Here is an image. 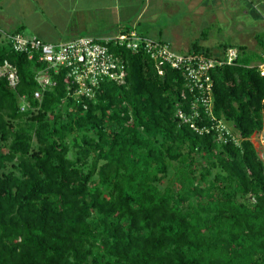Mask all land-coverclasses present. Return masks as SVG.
I'll return each mask as SVG.
<instances>
[{
	"label": "trees",
	"instance_id": "1",
	"mask_svg": "<svg viewBox=\"0 0 264 264\" xmlns=\"http://www.w3.org/2000/svg\"><path fill=\"white\" fill-rule=\"evenodd\" d=\"M15 32L0 29V65L19 77L13 90L0 76V264H264V160L250 139L264 128L263 38L212 71L213 112L242 137L219 146L179 120L181 73L142 52L116 50L125 81L86 108L62 72L38 102V65L12 50Z\"/></svg>",
	"mask_w": 264,
	"mask_h": 264
},
{
	"label": "built area",
	"instance_id": "2",
	"mask_svg": "<svg viewBox=\"0 0 264 264\" xmlns=\"http://www.w3.org/2000/svg\"><path fill=\"white\" fill-rule=\"evenodd\" d=\"M5 36L13 51L23 53L38 65L34 75L36 89L32 94L38 102L48 89L55 86L53 76L62 72L67 80V97L86 108L85 101L92 100L103 83L125 81L127 64L116 50L142 52L158 67L166 65L181 73L189 97L188 110L177 111L181 123L190 125L199 133H211L219 146L228 143L239 146L242 141L235 125L213 112L212 71L235 63L239 55L237 47L229 46L213 55L181 54L169 43L141 35L133 29L109 38L79 36L56 44L20 32ZM257 66L264 72V54ZM159 74L162 75L163 70H159ZM0 76L6 78L10 89L16 88L19 77L14 64L4 61L0 65ZM26 100L25 95L19 96L20 111H25ZM259 133L262 135L260 142L264 145V128ZM259 157H264V153Z\"/></svg>",
	"mask_w": 264,
	"mask_h": 264
},
{
	"label": "crops",
	"instance_id": "3",
	"mask_svg": "<svg viewBox=\"0 0 264 264\" xmlns=\"http://www.w3.org/2000/svg\"><path fill=\"white\" fill-rule=\"evenodd\" d=\"M20 3L31 4L27 9L29 15L24 16L27 20L9 28L46 43H62L79 36L109 38L133 29L169 43L173 50V44L182 43V37L188 35H196L198 38L193 42L210 48L202 44L209 36H241L243 21L252 17L264 20L257 7L264 0H21ZM0 22L4 23L1 16ZM0 29L12 31L2 25ZM257 37L253 36V50L245 44L233 47L244 46L251 52H259Z\"/></svg>",
	"mask_w": 264,
	"mask_h": 264
},
{
	"label": "rangeland",
	"instance_id": "4",
	"mask_svg": "<svg viewBox=\"0 0 264 264\" xmlns=\"http://www.w3.org/2000/svg\"><path fill=\"white\" fill-rule=\"evenodd\" d=\"M20 2L21 0H0V16L2 17L4 23H6L5 25L4 23L0 22V26L2 25L7 28V30H12L9 28L10 25H17L19 24L20 20H27V17L24 16L29 15L27 9L31 4ZM257 7L261 11L262 16H264V3L259 4ZM20 14H23V16ZM33 15L34 14H32V17ZM254 35H258L264 39V20H257L252 17L250 20L243 21L241 36L228 37L226 35H213L209 36L206 39V42H203L202 44L210 47L212 53H216L219 46L223 44H228L230 46L245 44L250 50H253L252 41ZM196 38H198L196 35L182 37V43L173 44L174 50L181 54L186 53L189 48V44L196 40ZM261 136V133H256L251 137V141L253 142V145L259 156L264 153V145H262L260 142ZM73 138L70 137L68 139L69 144L73 142ZM72 156L73 153L71 152L70 157ZM261 159L264 160V157H261Z\"/></svg>",
	"mask_w": 264,
	"mask_h": 264
}]
</instances>
